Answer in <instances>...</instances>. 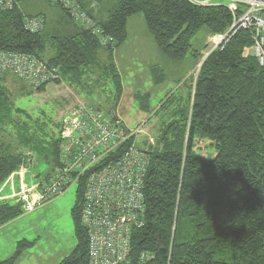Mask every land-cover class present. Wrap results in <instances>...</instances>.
Masks as SVG:
<instances>
[{"label": "trees", "instance_id": "trees-1", "mask_svg": "<svg viewBox=\"0 0 264 264\" xmlns=\"http://www.w3.org/2000/svg\"><path fill=\"white\" fill-rule=\"evenodd\" d=\"M20 1L15 0L12 9H0V49L34 55L57 69L58 77L50 81L54 83L75 86L89 71L112 72L119 91L113 59L128 39L131 16H144L161 53L174 61L188 55L201 30L222 35L233 22L225 5L77 0L95 25L113 37L103 44L91 31L69 23L61 31H49L43 14L38 15L44 16L45 28L28 31L24 17L36 15L23 12ZM252 44V31L239 30L204 59L186 98L177 90L168 93L152 112L159 117L158 136L165 135L159 152L150 147L145 224L133 232L131 264H137L143 252L155 256L152 264H264V67L251 53ZM192 53L198 58L201 51ZM151 70L154 82L162 83L163 69L155 65ZM6 78L7 73L0 78V188L34 158L53 170L61 136L37 135L17 118L21 110L14 106ZM48 83L37 89L26 84L42 91ZM10 129L16 130L23 151L5 142ZM207 139L217 152L212 159L203 158L195 147L198 140ZM83 199L80 187L72 209L77 244L58 264H88V232L80 217ZM23 212L21 203L1 201L0 227ZM23 246L19 242L16 254L0 259V264H15Z\"/></svg>", "mask_w": 264, "mask_h": 264}, {"label": "built area", "instance_id": "built-area-1", "mask_svg": "<svg viewBox=\"0 0 264 264\" xmlns=\"http://www.w3.org/2000/svg\"><path fill=\"white\" fill-rule=\"evenodd\" d=\"M59 5L78 26L89 30L103 44L112 42L87 15L77 0H49ZM198 5H225L233 15L228 31L213 40H218L209 53L229 41L241 29L253 34L251 53L264 67V0H189ZM15 0H0V9H12ZM24 27L31 32L45 28L42 15L25 16ZM12 73L17 78L37 89L58 77L57 69L50 68L34 55L0 49V78ZM144 122L143 124H145ZM136 129L127 133L120 129L109 115L92 105L78 102L66 113L61 129L59 154L53 170L37 175V181L26 182L22 166L6 180L13 186L18 175L19 188L12 197L29 212L37 206L61 195L69 186L77 184L83 188L81 224L88 232V264H131L133 232L145 224V180L150 167V147L154 138L137 144ZM155 256L141 253L137 264H152Z\"/></svg>", "mask_w": 264, "mask_h": 264}, {"label": "rangeland", "instance_id": "rangeland-1", "mask_svg": "<svg viewBox=\"0 0 264 264\" xmlns=\"http://www.w3.org/2000/svg\"><path fill=\"white\" fill-rule=\"evenodd\" d=\"M19 7L27 14L45 15L49 31L60 30L66 23L71 28L79 27L59 5L49 0H21ZM128 21V39L115 51L113 59L121 83L120 91L112 72L100 69L89 71L82 82L75 86L68 82H50L42 91L32 89L12 73H7L5 84L10 89L14 106L21 110L17 118L27 122L37 135L60 136L66 113L73 105L82 102L101 109L109 116H116L119 119L117 125L127 133L139 129V147H144V142L149 138H154L156 142L159 117L152 112L168 93L177 90L179 96L187 97L188 88L196 78V66L219 42L216 39L214 41L213 37L219 38L223 34L211 36L205 29L201 30L192 39L193 47L188 55L174 61L161 53L142 14L131 16ZM194 50L201 51L198 58L194 57ZM155 65L165 73V79L160 84H156L153 79L151 68ZM4 140L12 143L16 150H24L18 142L15 129H10ZM195 147L205 159H212L217 153L209 139L198 140ZM27 166L25 173L28 184L36 182L38 174L49 171V166L38 158H34V163ZM15 185L17 190L18 178ZM78 189L79 186L73 184L56 198L32 211L23 212L1 226L0 259L15 255L22 241L25 246L21 248L15 264H58L67 257L77 244L72 209Z\"/></svg>", "mask_w": 264, "mask_h": 264}, {"label": "crops", "instance_id": "crops-1", "mask_svg": "<svg viewBox=\"0 0 264 264\" xmlns=\"http://www.w3.org/2000/svg\"><path fill=\"white\" fill-rule=\"evenodd\" d=\"M128 23L129 21L127 22V30H128ZM16 178H18V175L14 176L13 186L7 181L3 183V185L0 188V202L3 200H14V198L12 197V194H13V190L16 191V185H15ZM18 182H19V179H18ZM8 189H9V192L7 191Z\"/></svg>", "mask_w": 264, "mask_h": 264}, {"label": "water", "instance_id": "water-1", "mask_svg": "<svg viewBox=\"0 0 264 264\" xmlns=\"http://www.w3.org/2000/svg\"><path fill=\"white\" fill-rule=\"evenodd\" d=\"M67 15L70 18L72 17V15L69 12H67ZM112 119L115 122H119V119L116 116H114V115H112ZM164 135H165V133L161 132L160 135L158 136V138L156 139V142H155V145H154V152H159L161 150V144H162Z\"/></svg>", "mask_w": 264, "mask_h": 264}, {"label": "bare ground", "instance_id": "bare-ground-1", "mask_svg": "<svg viewBox=\"0 0 264 264\" xmlns=\"http://www.w3.org/2000/svg\"><path fill=\"white\" fill-rule=\"evenodd\" d=\"M43 16V15H42ZM43 18H44V16H43ZM45 19V18H44ZM217 39H219V38H217Z\"/></svg>", "mask_w": 264, "mask_h": 264}]
</instances>
